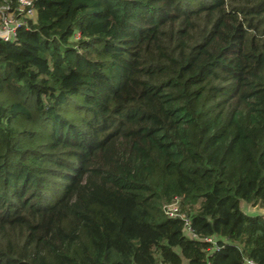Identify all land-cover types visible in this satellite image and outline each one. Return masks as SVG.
I'll return each mask as SVG.
<instances>
[{"label": "trees", "instance_id": "obj_1", "mask_svg": "<svg viewBox=\"0 0 264 264\" xmlns=\"http://www.w3.org/2000/svg\"><path fill=\"white\" fill-rule=\"evenodd\" d=\"M33 3L0 39V264H264V0Z\"/></svg>", "mask_w": 264, "mask_h": 264}, {"label": "built area", "instance_id": "obj_2", "mask_svg": "<svg viewBox=\"0 0 264 264\" xmlns=\"http://www.w3.org/2000/svg\"><path fill=\"white\" fill-rule=\"evenodd\" d=\"M36 9L33 0H15L13 3L4 1L0 6V39L4 41H13L16 38L17 29L27 24L30 19L35 21ZM78 33L75 34L77 38ZM165 215L169 217L179 216L183 220V233L190 238H194L195 234L189 227V221L185 214L179 212L178 199H174L162 206ZM211 240L210 238H205ZM245 264H257L256 262L245 259Z\"/></svg>", "mask_w": 264, "mask_h": 264}, {"label": "rangeland", "instance_id": "obj_3", "mask_svg": "<svg viewBox=\"0 0 264 264\" xmlns=\"http://www.w3.org/2000/svg\"><path fill=\"white\" fill-rule=\"evenodd\" d=\"M241 208L242 210L245 212V213H253L255 210L257 211L258 207H251L249 206L248 204L246 203H242L241 204ZM184 264H187L185 261H184Z\"/></svg>", "mask_w": 264, "mask_h": 264}, {"label": "water", "instance_id": "obj_4", "mask_svg": "<svg viewBox=\"0 0 264 264\" xmlns=\"http://www.w3.org/2000/svg\"><path fill=\"white\" fill-rule=\"evenodd\" d=\"M255 207H258L257 211H254L253 213H248V214H250V215H261L264 217V208H260L259 206H255Z\"/></svg>", "mask_w": 264, "mask_h": 264}, {"label": "bare ground", "instance_id": "obj_5", "mask_svg": "<svg viewBox=\"0 0 264 264\" xmlns=\"http://www.w3.org/2000/svg\"><path fill=\"white\" fill-rule=\"evenodd\" d=\"M256 211V210H255ZM261 212V211H260Z\"/></svg>", "mask_w": 264, "mask_h": 264}]
</instances>
